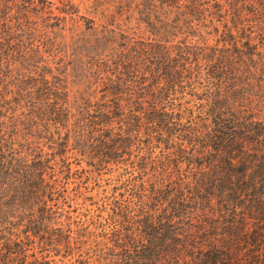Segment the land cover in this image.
<instances>
[{"label": "trees", "instance_id": "obj_1", "mask_svg": "<svg viewBox=\"0 0 264 264\" xmlns=\"http://www.w3.org/2000/svg\"><path fill=\"white\" fill-rule=\"evenodd\" d=\"M0 264H264V0H0Z\"/></svg>", "mask_w": 264, "mask_h": 264}]
</instances>
